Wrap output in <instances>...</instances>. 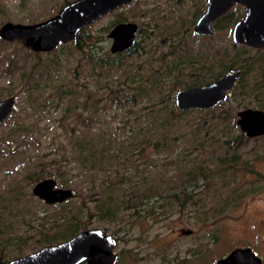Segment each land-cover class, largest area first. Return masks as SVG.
I'll return each instance as SVG.
<instances>
[{"label":"rangeland","instance_id":"obj_1","mask_svg":"<svg viewBox=\"0 0 264 264\" xmlns=\"http://www.w3.org/2000/svg\"><path fill=\"white\" fill-rule=\"evenodd\" d=\"M65 1L0 0V27L43 20ZM205 7L131 0L84 26L86 38L46 50L0 36V99H15L0 124V260L92 227L115 237V264H170L190 248H199L194 264H214L256 231L264 242V134L223 142L241 133L238 110H264V48L233 41L238 5L212 22V33L196 34ZM120 21L138 28L128 48L112 52L108 33ZM227 70L240 74L225 99L178 108V89ZM234 154V162L220 159ZM41 173L73 195L47 202L35 194ZM182 188L193 197L176 206ZM190 226L200 243L176 240Z\"/></svg>","mask_w":264,"mask_h":264},{"label":"water","instance_id":"obj_2","mask_svg":"<svg viewBox=\"0 0 264 264\" xmlns=\"http://www.w3.org/2000/svg\"><path fill=\"white\" fill-rule=\"evenodd\" d=\"M131 0H71L57 13L43 20L22 23L7 21L0 27V36L4 39L25 37L34 49H50L58 41H67L87 24L110 10ZM205 11L195 24L198 33L212 31L211 22L233 3L244 5V15L235 22L232 31L233 41L253 47L264 48V0H207ZM133 21L117 22L109 31L112 37L111 51L128 48L137 30ZM238 70H227L219 78L200 85L183 87L176 91L175 103L178 108H206L225 99L227 91L233 87L239 76ZM14 96L0 99V124L6 119L14 106ZM237 123L248 135L264 133V110L246 107L238 110ZM35 194L47 202H57L73 195L68 187L56 185L53 177H44L32 187ZM116 239L101 228H84L56 243L47 244L39 249L9 260H0V264H114L116 254L113 251ZM217 264H261V260L248 247H236L226 256L217 260Z\"/></svg>","mask_w":264,"mask_h":264},{"label":"flooded vegetation","instance_id":"obj_3","mask_svg":"<svg viewBox=\"0 0 264 264\" xmlns=\"http://www.w3.org/2000/svg\"><path fill=\"white\" fill-rule=\"evenodd\" d=\"M207 4H208V1L206 0V7H207ZM235 5H238V6H241L242 7V15L239 17V19L240 18H242L243 17V15H244V12H245V10H244V5L242 4V3H240V2H235V3H233L228 9H226L224 12H222L221 14H219L217 17H215L213 20H212V22L215 20V19H217V18H219L220 16H223L224 14H226L232 7H234ZM206 7L204 8V10H203V12L205 11V9H206ZM202 12V13H203ZM201 13V14H202ZM201 14H200V16H201ZM199 16V17H200ZM199 17H198V19H199ZM197 19V20H198ZM238 19V20H239ZM237 21V20H236ZM197 22V21H196ZM196 22H195V24H196ZM212 22H211V26H212ZM195 24H194V32L196 33V34H202V33H198L197 31H196V29H195ZM234 25H235V23H234ZM234 25H233V27H234ZM233 27H232V29H231V31H233ZM211 29H212V27H211ZM210 33H212V31L210 32ZM210 33H208V34H210ZM231 34H232V32H231ZM206 35V34H205ZM168 40V36H165L163 39H162V43H164V42H166ZM134 41V40H133ZM241 44H243V43H241ZM240 72V71H239ZM203 83H206V82H199V83H196V84H193V85H200V84H203ZM236 123H237V119H236ZM237 125L239 126V124L237 123ZM239 128H240V126H239ZM240 130H241V133L240 134H238V136H235L234 138H239L240 136H244V134L246 135V137L247 138H257L258 136H261V135H263L264 133H262V134H259V135H254V136H250V135H248L247 134V132L246 131H244V130H242L241 128H240ZM238 145H239V141H238ZM237 145V146H238ZM240 145H241V143H240ZM235 155V154H234ZM233 156V155H232ZM238 158V154L237 155H235V157H223L222 156V158H221V160H224L225 162H234L236 159ZM251 161V160H250ZM223 162V161H222ZM56 185H57V182H56ZM260 186H261V188H263L264 189V186L261 184H259L258 185V188L257 189H259L260 188ZM192 197H193V194L192 193H190V192H188V190H186V189H181V190H179V192L177 193V194H174V196H173V199H174V204L176 205V206H182L184 203H187V202H189L191 199H192ZM180 198H182V199H180ZM234 200V199H233ZM262 203L261 204H259V207H261V211L264 213V199H262V201H261ZM194 203L196 204V202H191V204H193L194 205ZM257 209V208H256ZM260 209V208H259ZM258 210V209H257ZM258 226L259 227H262V228H264V218H261L259 221H258ZM256 225V224H255ZM253 233V232H252ZM258 234H259V231H256L255 232V239H254V242H249V243H246V242H242V243H239V244H237L235 247H233L232 249H234V248H236V247H248V248H250L251 249V251L256 255V256H258L259 258H260V260H261V264H264V242H260V239H259V237H258ZM189 236H191V237H193V244H198V243H200V241H201V236H202V234H201V232H196V229L193 227V226H190V227H187L186 229H182L181 230V233L180 234H178L177 235V237H176V240H180V239H182V238H187V237H189ZM114 237V236H113ZM213 239H217V237L216 236H214V238ZM115 244H116V242H115ZM208 245H206L204 248L206 249V247H207ZM189 248H190V246H189ZM197 249H199V248H195L194 250L193 249H189L187 252H186V254L185 255H181L175 262H172V263H170V264H194L195 262H196V258H195V256H198L199 255V253L197 252ZM232 249H230L228 252H226L224 255H219V256H217L216 258H215V261H214V264H217V260L219 259V258H221V257H224V256H226ZM191 251H194V254H191ZM116 254V253H115ZM205 256H207L206 254H204V260L203 261H207L206 260V257ZM116 258H117V254H116ZM198 260H200V259H198ZM116 262V261H115ZM79 264H87L86 263V260H84V261H82L81 263H79ZM115 264V263H114Z\"/></svg>","mask_w":264,"mask_h":264},{"label":"trees","instance_id":"obj_4","mask_svg":"<svg viewBox=\"0 0 264 264\" xmlns=\"http://www.w3.org/2000/svg\"><path fill=\"white\" fill-rule=\"evenodd\" d=\"M66 3H68V1H65L64 2V4L62 5V6H64ZM83 28L79 31V33L78 34H80V35H82L83 36V38H86V36H88L86 33H84L83 34ZM199 83V82H198ZM149 112H151V111H149ZM155 111H153L152 113H154ZM235 140V138H232V139H225L223 142L225 143V145L227 146V147H230L231 146V144L233 143L232 141H234ZM238 143V141H236V144ZM92 153L93 154H95V150H93L92 151ZM220 157V156H219ZM231 157H235V155H233V156H231ZM221 158H222V156H221ZM220 158V159H221ZM87 167V166H86ZM51 175V174H53V175H55L56 177H57V179L60 181V182H62L61 181V177H60V174L59 173H49L48 172V170L47 169H45V171H44V175ZM43 176V174L41 173V174H37V175H35V176H33V179L36 181V180H38L40 177H42Z\"/></svg>","mask_w":264,"mask_h":264}]
</instances>
